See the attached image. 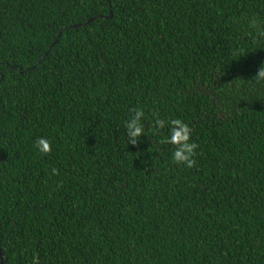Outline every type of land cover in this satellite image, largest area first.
Masks as SVG:
<instances>
[{
  "label": "trees",
  "instance_id": "trees-1",
  "mask_svg": "<svg viewBox=\"0 0 264 264\" xmlns=\"http://www.w3.org/2000/svg\"><path fill=\"white\" fill-rule=\"evenodd\" d=\"M254 16L264 0H0L3 263L264 264ZM157 118L189 125L194 167Z\"/></svg>",
  "mask_w": 264,
  "mask_h": 264
},
{
  "label": "clouds",
  "instance_id": "clouds-1",
  "mask_svg": "<svg viewBox=\"0 0 264 264\" xmlns=\"http://www.w3.org/2000/svg\"><path fill=\"white\" fill-rule=\"evenodd\" d=\"M261 21L257 17H252L248 26L251 29L257 31L259 35H264V29L260 27ZM254 79L259 82L264 80V64H262L258 70V73ZM133 115L125 124V131L127 136V142L131 145H137L139 138L145 134V129L141 123L144 117V112L140 108H135L131 110ZM168 124L170 132L168 137L163 138L160 143H166L168 145L174 146V151L172 153V160L177 165H183L186 168L191 169L195 166L196 149L199 145L191 141V129L188 124L184 123L181 119H173L171 121H165L163 119L157 118L154 122L153 127L159 131L163 129L165 125ZM35 147L41 155H48L52 151V144L47 138L38 137L35 141ZM52 173L58 174V170L53 168ZM33 264H38V259L33 258Z\"/></svg>",
  "mask_w": 264,
  "mask_h": 264
},
{
  "label": "water",
  "instance_id": "water-1",
  "mask_svg": "<svg viewBox=\"0 0 264 264\" xmlns=\"http://www.w3.org/2000/svg\"><path fill=\"white\" fill-rule=\"evenodd\" d=\"M0 264H4V263H3V257H2L1 250H0Z\"/></svg>",
  "mask_w": 264,
  "mask_h": 264
}]
</instances>
